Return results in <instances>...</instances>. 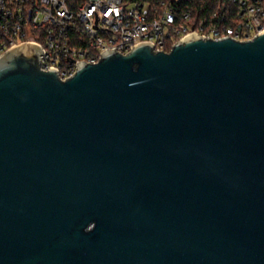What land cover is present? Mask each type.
<instances>
[{
  "label": "water",
  "instance_id": "95a60500",
  "mask_svg": "<svg viewBox=\"0 0 264 264\" xmlns=\"http://www.w3.org/2000/svg\"><path fill=\"white\" fill-rule=\"evenodd\" d=\"M41 54L0 56V264H264V31Z\"/></svg>",
  "mask_w": 264,
  "mask_h": 264
},
{
  "label": "built area",
  "instance_id": "2783aa9c",
  "mask_svg": "<svg viewBox=\"0 0 264 264\" xmlns=\"http://www.w3.org/2000/svg\"><path fill=\"white\" fill-rule=\"evenodd\" d=\"M262 31L264 0H0V56L37 45L41 69L61 80L106 51L147 42L167 52L192 35L246 41Z\"/></svg>",
  "mask_w": 264,
  "mask_h": 264
}]
</instances>
